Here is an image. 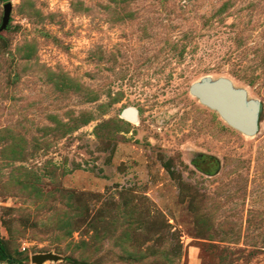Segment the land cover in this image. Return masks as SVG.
<instances>
[{"label": "rangeland", "instance_id": "1", "mask_svg": "<svg viewBox=\"0 0 264 264\" xmlns=\"http://www.w3.org/2000/svg\"><path fill=\"white\" fill-rule=\"evenodd\" d=\"M5 3L0 262L264 264V0Z\"/></svg>", "mask_w": 264, "mask_h": 264}, {"label": "water", "instance_id": "2", "mask_svg": "<svg viewBox=\"0 0 264 264\" xmlns=\"http://www.w3.org/2000/svg\"><path fill=\"white\" fill-rule=\"evenodd\" d=\"M11 10L10 3L3 5V15L0 24V31L4 30L9 22ZM224 85L220 81L218 84L208 86H193L191 92L194 93L201 102L217 110L219 114L233 127L238 128L244 133H252L256 129L253 117L240 108L242 102L241 94H232L227 91H216L217 86ZM58 256L50 253L36 254L31 256L30 260L35 264H42L45 261H55Z\"/></svg>", "mask_w": 264, "mask_h": 264}, {"label": "trees", "instance_id": "3", "mask_svg": "<svg viewBox=\"0 0 264 264\" xmlns=\"http://www.w3.org/2000/svg\"><path fill=\"white\" fill-rule=\"evenodd\" d=\"M3 248L2 246L0 245V259H4V255H3ZM2 255V256H1ZM0 264H9V260H4V261H1Z\"/></svg>", "mask_w": 264, "mask_h": 264}]
</instances>
